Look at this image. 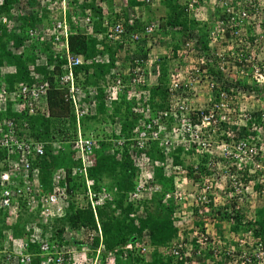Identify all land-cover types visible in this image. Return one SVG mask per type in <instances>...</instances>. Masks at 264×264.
Segmentation results:
<instances>
[{"label": "trees", "instance_id": "16d2710c", "mask_svg": "<svg viewBox=\"0 0 264 264\" xmlns=\"http://www.w3.org/2000/svg\"><path fill=\"white\" fill-rule=\"evenodd\" d=\"M162 1L168 7L167 20L155 27L157 34L152 35L150 47L145 49L144 44H134L133 48L125 50L131 32L143 33L147 23H155L153 17L147 14L150 6L143 0H127L124 12L134 6L138 7L139 11L146 12V16L143 14L142 17L133 18L131 25L127 21L123 22L122 41L113 43L105 41L104 37L98 38V33L103 32L101 25L105 18L99 2L106 3L109 10L113 11L111 0H66L65 19L70 30L67 37L68 50L73 55H80L84 61L73 68L77 85L80 87L77 102L80 109L85 110L77 118L73 105L65 97L64 88L59 84L65 58L62 56V50L52 48L55 36L54 30L51 32L52 18L47 8L48 3L44 4L41 0H1L0 92L4 89L10 93L20 86L30 89L39 83L47 86V90L43 96L32 101L33 114H28L25 104L21 101H11L10 97L0 96V137L8 132L2 125L4 119L11 122L10 131H13V136L19 139V142L41 145L43 151L40 155H34L30 150L26 156L20 157L14 147L10 150L0 148V172L8 171L15 175L7 187L10 191H17L16 196L10 197L7 208L0 207V264H7L3 250L24 243L27 244L25 252L31 254L29 264H47L45 258L40 256L41 239H46L50 245L58 247L86 244L90 250L86 253L87 258L95 255V249L101 243L99 264H186V261L187 264H206L210 252L200 251V255H197L199 249L196 239L189 235L192 232L189 230L190 226L202 231L206 222H223L227 224L229 233L244 236L251 232L253 238L264 241L262 195H255L257 205L253 221H248V211L245 210L216 211L217 207L213 205L207 206V210L194 205L182 210L181 205L176 204L171 197H166V194L174 189V175L170 172L172 168L181 166L187 180L192 184L197 183L204 175L211 173L208 167L219 160L220 142L244 139L250 135L253 137L255 133H252L250 128L253 125L264 126V85H247L245 78L232 84L233 95L236 97L233 96L231 107L249 113L251 119L240 126L231 124L224 131L212 134L208 139L213 145L208 150H198L197 144L193 143L170 145V148L165 149L158 142H148L138 151L134 147L132 131L139 121L148 123L155 118L156 122L160 123L163 121L162 113L168 109L169 57L180 60L177 55L179 45L173 41L175 36L181 32L183 38L188 37L189 32L197 28L198 41L195 47L201 51L206 50L205 25H189L182 19L179 0ZM238 2L240 1L235 0L233 4ZM86 11L91 18V29L84 21ZM166 27L171 29V51L162 55L157 53L159 58L149 56L147 59V51L150 48L165 43ZM35 28L42 29V33L38 32L30 37L28 30ZM60 39L64 40L63 36H60ZM124 41L127 42L123 43ZM120 52L124 55L132 52L140 59L149 61L148 67L156 70L154 83L151 86L138 84L140 89L147 92L138 99L127 98V93L122 90L116 94V99L107 104L104 84ZM122 62L127 63V57H124ZM179 63L183 66L182 61ZM209 75L215 76L216 81H221L220 74L212 68L209 69ZM224 84L225 90L228 91L229 86ZM91 89L94 90L92 93ZM238 92L244 93V97L237 95ZM246 95L261 102L259 110L248 109L239 102L247 99ZM137 102L148 106L147 117L142 113L133 112V108L138 107ZM169 120L166 123L172 122V118ZM112 124H118V134H108L104 129L101 130L100 137L92 136L95 146L85 153L89 161L87 175L93 191L100 192V189L104 188L112 195L111 200H106L96 208L99 233L96 232L91 208L76 205L75 199L82 194L84 185L75 172L81 166L73 142L78 139V133L88 139L87 135L95 131V126ZM119 138H123L121 147L116 146ZM204 138L207 139L206 136ZM183 156L190 159L187 165L183 163ZM139 167L142 168L140 171L146 170L149 175L146 182L157 186L159 190L147 193L139 200H133L131 193L137 185ZM56 172L60 176L58 186L65 189V198H62L63 209L60 213L53 211L52 216L45 219L41 213L40 199L41 196L54 192L53 180ZM261 187L260 184L255 185V191ZM30 197H33L35 204H28ZM252 198L247 195L246 204ZM189 217L193 220L189 221ZM129 242L133 245L127 248L125 245ZM140 244L147 246L146 253H138L136 247ZM179 244L191 245L190 259L182 256L186 246L178 248L181 255L179 258L172 255V248H177Z\"/></svg>", "mask_w": 264, "mask_h": 264}, {"label": "built area", "instance_id": "2783aa9c", "mask_svg": "<svg viewBox=\"0 0 264 264\" xmlns=\"http://www.w3.org/2000/svg\"><path fill=\"white\" fill-rule=\"evenodd\" d=\"M155 1L158 2V0H143L150 7L155 5ZM234 1L186 0L182 4L181 14L183 18L199 20L200 26L205 25L206 50L201 51L195 47L198 41V30L193 29L192 32H189L190 34L187 33L189 36L185 37L177 48V55L183 66L176 68L169 75L168 109L162 113L163 121L157 123L154 118L150 122L144 123L143 120H140L132 131L131 139L137 151L143 149L148 142H158L165 149L170 148V145L193 143L197 144L198 150H208L213 145V142L208 139L212 134L217 131H224L231 124L240 126L251 119L249 113L231 107L232 99L236 97L233 95L234 89L231 86L237 80L244 78L251 85H264V0H239L240 2L236 5L233 4ZM41 2L48 3L47 8L51 12L50 26L53 28L51 32L54 30L55 36L52 41V48L64 52L65 65L62 74L59 76V84L65 89V97L69 99L75 109L76 117L79 118L85 110H81L77 102L80 87L77 85L73 68L83 64L84 61L81 56L72 55L68 50L67 37L70 30H68L65 19L66 0H41ZM102 10L104 11L103 7ZM104 15H106L105 11ZM139 16V8L133 7L126 11L125 18L119 14L115 22H111L105 17L101 25L103 32L98 37L100 39L101 36L104 37L105 41L109 43L122 41L124 35L123 22L127 21L131 25L133 18ZM84 21L90 27L91 18L88 11H86ZM156 26V24L147 23L143 33L131 32L127 45L144 44L145 49H148L152 35L157 34L154 31ZM41 30L29 29L28 35L33 37ZM60 36H63L64 40H61ZM153 49L150 48L146 58L152 56L156 59V51ZM127 64L125 68H122L121 61L116 60L114 67L110 69L104 84L107 104L116 99V94L122 90L127 93V98L138 99L140 96H144V93L139 92L144 90L140 89L138 84L147 86L149 81L154 83L156 70L153 67H148L149 61L140 59L139 56L130 55ZM210 68L220 74L221 81H216L215 76L209 75ZM233 75H235L234 79H227V76ZM145 80L147 81L143 82ZM224 83L229 86L228 91L225 90ZM46 90L47 86L39 83L30 89L26 86L17 87L15 91L10 93L2 89L0 96L3 98L10 97L11 101H21L25 104L28 114H33L32 101L43 96ZM201 90L205 93L206 101L204 100L202 104L195 107L189 104L190 102L186 103V97L190 93L196 97ZM91 91L94 90L91 89ZM144 92L147 94L146 91ZM237 95L244 97L245 94L238 92ZM246 97L251 96L246 95ZM136 105L138 107L133 108V112L142 113L144 117H147L148 106L139 102ZM170 118L173 122L169 126L166 122H169ZM10 123L2 120V125L8 132L0 137V148L10 150L11 147H14L20 157L26 156L30 150L33 151L34 155L42 154L41 145L34 146L19 142V139L13 136V131H10ZM263 127L253 125L250 128V131L255 133L253 137L250 135L244 139L220 142L218 145L219 160L208 167V170L211 171L210 174L204 175L199 182L192 184L196 190L191 193L189 191L186 193L183 190L187 178L182 167L172 168L174 189L171 193L166 194V197H171L176 201V204L181 205L180 209L192 205L217 207V203H221L229 212L241 210L247 195L252 197L262 195L264 197ZM205 136L207 137L206 140ZM116 142L117 146L121 147L123 141L119 139ZM95 144L94 138L86 139L80 133H78V139L73 142V148L77 150L81 166L75 172L84 178L92 206L102 201L101 198L95 202L94 194L89 189L90 181L86 177L89 161L86 159L85 153ZM22 160L23 158L20 161ZM194 169H196V165H194ZM61 174L64 176V173L61 172ZM221 174L226 182V191L218 189L220 187L218 182L221 181L218 177ZM138 176L137 185L131 193V199L139 200L145 194L159 190L157 186L146 182V178H149L146 170L140 171ZM12 178H15L13 173L0 172V207L7 208L11 201L10 197L17 194V191H10L7 187ZM59 178V173L56 172L53 180L54 192L41 196V213L45 219H49L53 211L60 213L63 209L62 198H65V189L58 186ZM257 184L262 185V187L255 191ZM217 190H220L222 195L219 196ZM32 198L30 197L28 200L30 205L36 203ZM188 219L189 221L193 220L192 217ZM209 224L212 227V223ZM206 226L208 224L204 223L202 231L189 227V230L192 231L189 235L196 239L195 242L198 245L197 255H200V251L208 250L210 252V258L206 259V264H264V241L253 238L251 232L239 237L231 235L234 244L222 247L225 244L222 240L217 238L216 243L211 241L213 237L205 229ZM26 246L25 243L23 245L15 244L12 249L3 250L2 252L6 254L4 255L5 262L7 264H29L31 254L25 252ZM180 246H186L182 256L190 259L192 251L190 244H179L176 246L177 248H172V255L176 258L181 256L178 251ZM126 247H130V245H126ZM136 248L140 254L147 252L145 244H140ZM39 251L40 256L42 259L45 258L47 264H99L101 243L95 249V255H91L89 258H87L86 253L88 254L90 250L86 244L58 247L57 245H50L46 239H41ZM81 255H83L82 259H76ZM185 263L187 264L188 261Z\"/></svg>", "mask_w": 264, "mask_h": 264}, {"label": "rangeland", "instance_id": "374dc122", "mask_svg": "<svg viewBox=\"0 0 264 264\" xmlns=\"http://www.w3.org/2000/svg\"><path fill=\"white\" fill-rule=\"evenodd\" d=\"M185 1L186 0H179V4L178 5H180V7L182 6V4H184L185 3ZM154 4L155 5H153V7H149V9L150 10H148V12H147V14H148V16L149 17H153V19L155 20V23L156 24H159V23H161V22H164L165 23V21L167 20V15H168V7L162 2H160V4L157 2V1H155L154 2ZM103 8H104V11H105V13H106V17L110 20V19H112L113 18V15H114V13H113V11H117V10H119L120 8H122V7H120L119 5L113 10V11H111V10H109V8H107V6H105V3H103ZM112 9V8H111ZM117 13V15L119 14V11L118 12H116ZM139 13H140V17H142L143 16V14H144V16H146V12L145 13H143V12H140L139 11ZM142 14V15H141ZM146 19V18H145ZM181 21H182V19H181ZM199 21V20H198ZM200 22V21H199ZM178 27V26H177ZM172 28H175V27H172ZM178 29V28H177ZM164 32H166L167 34H166V36H165V43H161V44H159L158 45V47H155L153 50H155L156 51V53H160V55H162V54H167V52H170L171 51V48H172V43H173V41L174 42H176V43H178V45H180V43H181V39H182V37H183V35H181L180 33L181 32H178V35H176L175 36V39H173V41L171 42H169V36H170V34H171V29L170 28H165L164 29ZM101 38H102V36H101ZM130 47L131 48H133L134 46H132V45H130ZM129 46L128 47H125V50L126 49H129L130 48ZM167 47V48H166ZM121 53V52H120ZM119 53V54H120ZM122 54V53H121ZM123 56L121 55L119 58H122ZM180 63H179V61H178V59L176 58H170L169 57V62H168V67L171 69L170 70V74L172 73V72H174L175 70H176V68H178V67H180ZM122 68H125L126 66H121ZM82 79H83V76L81 77ZM81 78H80V82L82 81L81 80ZM235 78V75H233V76H227V79L228 80H232V79H234ZM147 80H145V81H143V82H146ZM148 85L147 86H151V84H152V81L150 82H148L147 83ZM64 90V94H65V89H63ZM139 92H142V93H144L143 95H145L146 93L144 92V91H139ZM199 96V97H198ZM202 90L201 91H199L198 92V95H196V97H194L193 95H191V93H190V95H188L186 98H187V100H186V103L187 102H193L194 104H192L193 105V107H195L196 105H198V103H201L202 102ZM197 99H200V102H198L197 101ZM258 104H259V102H258ZM103 129L106 131V133H110V131L112 132V133H115V134H117V127H116V124H112V129L109 127V125H105V126H103V125H101V126H95V131L92 133V134H89V135H91V136H98V137H100L102 134H101V130L103 131ZM182 160H183V163L185 164V165H187L188 164V162H190V159H189V157H187V156H183L182 157ZM219 172V171H218ZM219 174V173H218ZM218 178H220L221 179V181H219L218 183H219V185H220V187L218 188V189H222L223 191H226V182H225V180H224V178H223V176H222V174L218 177ZM183 190L187 193V191H189L190 193L191 192H193L194 190H196L195 189V187L194 186H191V182L190 181H187L186 182V184H184L183 185ZM217 192H218V195L220 196V195H222V192L219 190H217ZM76 198V197H75ZM256 197H253L252 199H250V201H249V203L248 204H246V202H245V204H246V206L245 207H243V210H245V211H248L247 213H248V221H251L252 219H254V218H252L253 217V214H254V209H255V207H256V205H257V201H256V199H255ZM76 201H77V204L76 205H78V206H80L81 207V205H83V201H82V199H79L78 197L75 199ZM218 205H220V204H218ZM247 206H248V208H247ZM187 207V206H186ZM203 210H206L207 209V207L206 206H200ZM185 209V208H184ZM182 210H183V207H182ZM253 221V220H252ZM208 224V226H206V228L205 229H207V231L209 232V233H211V235H212V240L211 241H213V242H215L216 243V241H217V238L218 237H216V232L213 230V228L210 226V224L209 223H207ZM190 226V225H189ZM189 226H186L187 228L189 227ZM74 237V236H73ZM221 240H223V238H221V237H219ZM74 239H76V237H74ZM223 247V246H222ZM145 257H148L147 255H144ZM82 257H83V255H81V256H79V257H77L76 259H82Z\"/></svg>", "mask_w": 264, "mask_h": 264}, {"label": "clouds", "instance_id": "9594fccd", "mask_svg": "<svg viewBox=\"0 0 264 264\" xmlns=\"http://www.w3.org/2000/svg\"><path fill=\"white\" fill-rule=\"evenodd\" d=\"M101 4V5H100ZM99 5L101 6V9H102V7H103V3H101V2H99ZM106 6V5H105ZM104 9V8H103ZM124 9H119V10H117V11H115V13L116 12H118L119 11V14H121L122 16H125L126 15V11L127 10H129V9H127V10H125V12L123 11ZM117 14V13H116ZM118 14V15H119ZM117 15V16H118ZM105 17H106V15H105ZM90 29H91V25H90ZM174 29V28H173ZM91 31V30H90ZM101 34V33H100ZM99 33H98V36L100 35ZM171 37V35L169 36V39H171L170 38ZM99 38V37H98ZM182 42V41H181ZM132 46L134 45V44H131ZM130 47V44L129 45H127L126 47ZM149 52V50L147 51V53ZM62 53H63V57H64V52L62 51ZM73 55V54H72ZM123 56L122 58H119L120 56ZM130 55H134L132 52L130 53H128V54H126V55H124V54H118V57L116 58V60H119V61H121V64H122V66H126V64L128 63H123L122 62V59H124V57H127V61H129V59H130ZM155 55H156V57L158 58V56H157V53L155 52ZM80 56V55H79ZM83 59V58H82ZM113 67H114V65H113ZM112 67V68H113ZM111 69V68H110ZM76 78V77H75ZM77 82V81H76ZM91 93H92V91H91ZM109 127H110V125H109ZM116 127H117V134H118V132H119V130H120V128H119V126H118V124H116ZM111 129H112V125H111V127H110ZM111 132V131H110ZM87 136H89V137H92L91 135H87ZM92 138H94V137H92ZM120 140H122L123 138H119ZM119 139H117V140H119ZM117 146V145H116ZM138 171H140V168H138ZM171 172V171H170ZM140 174V172H138V175ZM80 178H81V180H82V183H83V185H84V189H83V192H82V194H79V199L81 198L82 199V201H83V205H81V207H86V206H89L90 208H91V210H92V213H93V216H94V219H95V222H96V232H99L100 233V227H99V224H98V221H97V216H96V208L97 207H100L102 204H104V202L106 201V200H111L112 199V195H111V193H109L106 189H104V188H102V189H100V192H96V191H93V189H92V184H91V181H90V179L88 178V175H86V177H87V180L88 181H90V186H89V189H90V191H91V193L92 194H94V200H95V202H97L99 199H101L102 198V201H101V203H98V204H96V205H94V206H92V204H91V201L89 200V198H88V194H87V187H86V183H85V180H84V178L83 177H81V176H79ZM138 181V180H137ZM188 181V180H187ZM137 183V182H136ZM191 186H193L192 185V182H191ZM86 204H88V205H86ZM218 204H220V205H218ZM246 206V204L244 203V206L243 207H245ZM243 207L241 208V210H243ZM247 208H248V206H247ZM215 210L216 211H218V210H220V211H224L225 210V207L224 206H222L221 205V203H217V208H215ZM225 212V211H224ZM206 223H209V222H206ZM212 226H213V223H212ZM204 229V228H203ZM231 235H234V237H239V235H236V234H234V233H230V239H231V243H228V242H225L224 240H222V242H224L225 244H224V246L223 247H226L228 244L230 245V244H232V242H233V239H232V236ZM91 236H92V234H91ZM217 237H218V235H216ZM241 236V235H240ZM218 239H220L219 237H218ZM221 240V239H220ZM234 243V242H233ZM126 245H130V247L133 245L132 244V242H129V243H127ZM125 245V246H126ZM208 259V258H207Z\"/></svg>", "mask_w": 264, "mask_h": 264}, {"label": "crops", "instance_id": "0c3cea01", "mask_svg": "<svg viewBox=\"0 0 264 264\" xmlns=\"http://www.w3.org/2000/svg\"><path fill=\"white\" fill-rule=\"evenodd\" d=\"M128 2H129V0H128ZM160 2L162 3L163 1L162 0H158V3L160 4ZM103 3V2H102ZM105 5L107 6V8H108V5L105 3ZM120 6V7H122V8H120V9H123V8H126V6H127V0H111V8L114 10L117 6ZM134 7V6H133ZM151 7H153V6H151ZM131 9V8H130ZM116 10V9H115ZM141 12V11H140ZM114 13V15H113V18L112 19H108L107 17H106V19L107 20H109V21H111V22H115V20L117 19V14L115 13V12H113ZM207 13V15H208V11L206 12ZM142 15V14H141ZM126 16V15H125ZM122 17H124V16H122ZM125 18V17H124ZM182 19H184L185 21H187L188 22V24L190 25L191 23L193 24V25H196V24H198V26H200V23L201 22H199V21H195V20H193V19H190V18H183L182 17ZM192 21V22H191ZM194 22V23H193ZM154 24H156V23H154ZM156 25H158V24H156ZM195 27V26H194ZM196 30H197V28H196ZM181 34V33H180ZM182 35V34H181ZM183 38V37H182ZM184 39V38H183ZM182 39V40H183ZM181 40V41H182ZM159 58V57H158ZM179 62H180V60H179ZM171 69L169 68V70H168V72L170 71ZM242 80V79H241ZM246 83H247V85H250V83L248 82V80L246 79V80H244ZM198 95V94H197ZM199 97V96H198ZM202 102L201 103H198V104H202L203 102H204V100L206 101V97H205V93L204 92H202ZM197 101L198 102H200V99H197ZM241 104H243V106L244 107H246V108H253V109H256V110H259V108H260V101H258L259 102V104H258V102L257 101H254V100H252V98L251 97H249V98H247V99H243L242 101H239ZM189 104H194L193 102H190ZM172 122H173V120H172ZM171 124V123H170ZM170 124H169V126H170ZM110 127H111V125H110ZM192 159V158H191ZM226 225L227 224H225V223H223V222H221V223H217V224H213V226H212V228H213V230L216 232V235H218V237H221V238H223V240L225 241V242H228V243H231V239H230V233L229 232H227V229H226ZM208 258H210V255L208 256Z\"/></svg>", "mask_w": 264, "mask_h": 264}]
</instances>
